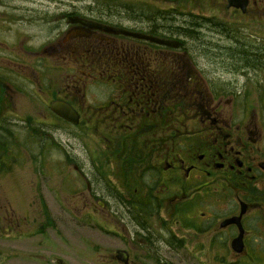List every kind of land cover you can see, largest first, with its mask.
Returning <instances> with one entry per match:
<instances>
[{
    "label": "flooded vegetation",
    "instance_id": "obj_1",
    "mask_svg": "<svg viewBox=\"0 0 264 264\" xmlns=\"http://www.w3.org/2000/svg\"><path fill=\"white\" fill-rule=\"evenodd\" d=\"M204 1L209 13L191 8L201 0H0V105L12 79L52 69L38 96L49 117L65 123L50 110L64 100L91 133L90 178L74 171L108 252L98 264H175L194 250L203 264H264V0ZM183 17L204 47L178 32ZM86 86L105 98L85 105Z\"/></svg>",
    "mask_w": 264,
    "mask_h": 264
},
{
    "label": "rangeland",
    "instance_id": "obj_2",
    "mask_svg": "<svg viewBox=\"0 0 264 264\" xmlns=\"http://www.w3.org/2000/svg\"><path fill=\"white\" fill-rule=\"evenodd\" d=\"M201 3L194 4L193 11L209 13L205 1ZM161 7L164 10L167 6ZM21 62L28 71L25 61ZM8 63L0 60V66ZM38 71H32V85L19 77L12 79L15 90L10 88L11 98L0 105V145L4 143L2 136L7 145L0 159V166L5 165L0 171V264H98L96 260L104 259L108 252L97 249L100 237L91 230L89 214L82 213L79 200L86 186L72 169L78 164L90 178L91 133L82 124L77 129L69 128L70 124L49 117V103L38 97L39 90L59 74L50 69L48 75L52 76L47 79L43 70ZM95 91L98 93L94 96ZM106 92V86H86L78 96L84 95L79 98L90 105L95 99H104ZM17 222L23 223L17 226ZM193 253L190 261L186 262L183 254L174 263H205L201 253ZM221 253L213 252L215 260L222 258Z\"/></svg>",
    "mask_w": 264,
    "mask_h": 264
},
{
    "label": "water",
    "instance_id": "obj_3",
    "mask_svg": "<svg viewBox=\"0 0 264 264\" xmlns=\"http://www.w3.org/2000/svg\"><path fill=\"white\" fill-rule=\"evenodd\" d=\"M159 43H164L163 41H158ZM51 110L56 113L61 118L65 119L66 121H69L73 124H76L78 122V114L73 110V108L64 101H54L51 104ZM241 237L239 236L236 240H233L232 242V249L236 253H240L242 250V244L240 242ZM119 255L123 254V252H118ZM124 255V254H123ZM119 260H122L124 256H117Z\"/></svg>",
    "mask_w": 264,
    "mask_h": 264
},
{
    "label": "trees",
    "instance_id": "obj_4",
    "mask_svg": "<svg viewBox=\"0 0 264 264\" xmlns=\"http://www.w3.org/2000/svg\"><path fill=\"white\" fill-rule=\"evenodd\" d=\"M164 13L165 12H163L162 14L164 15ZM164 18H167V19H169L168 17H166V16H163V19ZM185 18L187 19V17H183V19L182 20H185ZM194 20H196V19H194V18H192V17H188V19H187V22L188 23H190L191 25L190 26H188V25H185L184 23H181V25H179L178 26V32H180V34H183V35H185V36H189V38H191L193 41H198L199 42V46H202V47H204L206 44L205 43H203V41H205L204 40V38H202V36L200 35V33L199 32H197V29H198V27L200 26V25H193L192 23V21H194ZM169 20H167V22H165V23H167V24H169ZM184 22H186V21H184ZM191 26H193V27H191ZM195 26V27H194ZM202 29V28H201ZM182 30V31H181ZM207 33H211L212 35H215V36H217L218 35V32L216 31V30H210V29H206V31H205V34H207ZM201 48V47H200ZM202 49V48H201ZM178 94H180V92H178ZM181 95V94H180ZM179 100H181V98H178ZM2 138H3V142L4 143H1L2 145H0V147H1V149L2 150H0V159L2 158V156L3 155H5L4 154V152L5 151H7L6 149H7V145H6V137L5 136H2ZM45 214H48L47 213V211L45 210Z\"/></svg>",
    "mask_w": 264,
    "mask_h": 264
}]
</instances>
